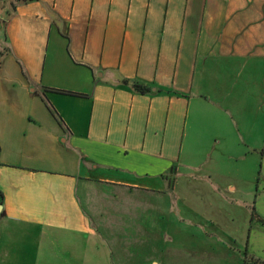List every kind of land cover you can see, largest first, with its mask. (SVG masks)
Instances as JSON below:
<instances>
[{"label":"crops","instance_id":"obj_1","mask_svg":"<svg viewBox=\"0 0 264 264\" xmlns=\"http://www.w3.org/2000/svg\"><path fill=\"white\" fill-rule=\"evenodd\" d=\"M260 88L264 0H0V264H109L102 227L128 237V217L202 186L180 158L264 149V120L254 139L238 117L257 120Z\"/></svg>","mask_w":264,"mask_h":264},{"label":"rangeland","instance_id":"obj_2","mask_svg":"<svg viewBox=\"0 0 264 264\" xmlns=\"http://www.w3.org/2000/svg\"><path fill=\"white\" fill-rule=\"evenodd\" d=\"M261 90H258V94L261 93L263 103L259 102V108L255 109L257 120L255 113L245 115L250 109L245 113L241 112L243 116H238L243 120L249 119L254 139L261 137L260 130L264 120V92ZM221 115L222 112H218L217 119H221ZM241 123V120L236 119L234 130ZM224 124L226 133H231L227 120ZM215 144L212 145V152ZM246 144L242 142L241 147L242 150L248 151ZM248 144L254 150L249 148L251 151L242 153V156H236L234 144L228 140L216 145L213 159H204V164L198 167L190 166L186 169L182 165L184 159L180 158V162L175 163L178 170L184 169L179 182H189L185 177L194 173L202 181V186L195 185L196 188L192 187L187 192H174L185 194L188 206L178 205L176 210L171 201L168 203V199L172 197L169 191L168 196L161 201L160 215L156 210L138 216V219H134L136 215L128 217L130 221L124 223L128 225V237L125 233L119 235V230L113 222L107 226L110 227L109 230L102 227L100 231L110 232L108 242L104 241L103 244L113 254V259L109 258V264H242L244 253L247 257L253 256L264 261V202L260 200L261 204L256 205L255 199L249 197L250 190L255 189L258 177L262 176L260 170L264 167V151L263 154L262 150L257 151L258 144L253 141ZM261 144L259 143V146H262ZM200 160L203 159H193V164H198ZM229 170H232V173H229ZM227 184L235 185L237 191L232 197L230 193L234 194V191L226 190L228 193L224 194L230 195V198L225 199L221 189L216 190V187H226ZM260 193L264 191L258 192V195ZM259 197L264 198V194ZM229 200H236L237 203ZM240 202H243V205L238 207ZM157 203L159 204V201ZM186 216L191 217L192 225L181 220ZM198 222L204 226L203 231H198ZM135 225L140 226V230L134 231L133 229L138 228ZM204 230L209 235H206Z\"/></svg>","mask_w":264,"mask_h":264},{"label":"trees","instance_id":"obj_3","mask_svg":"<svg viewBox=\"0 0 264 264\" xmlns=\"http://www.w3.org/2000/svg\"><path fill=\"white\" fill-rule=\"evenodd\" d=\"M132 87L133 89L136 91V92H139V93H146V92H149L148 88L143 86V85H140V84H137V83H133L132 84ZM264 151V149L262 150V152ZM2 201V194L0 192V203ZM242 264H264V261L260 260V259H256L255 257L253 256H250V257H247L246 253H244V259L242 261Z\"/></svg>","mask_w":264,"mask_h":264},{"label":"water","instance_id":"obj_4","mask_svg":"<svg viewBox=\"0 0 264 264\" xmlns=\"http://www.w3.org/2000/svg\"><path fill=\"white\" fill-rule=\"evenodd\" d=\"M0 209H1V205H0Z\"/></svg>","mask_w":264,"mask_h":264}]
</instances>
